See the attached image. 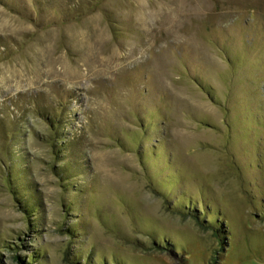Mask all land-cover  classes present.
<instances>
[{"label":"rangeland","instance_id":"374dc122","mask_svg":"<svg viewBox=\"0 0 264 264\" xmlns=\"http://www.w3.org/2000/svg\"><path fill=\"white\" fill-rule=\"evenodd\" d=\"M0 264H264V0H0Z\"/></svg>","mask_w":264,"mask_h":264}]
</instances>
